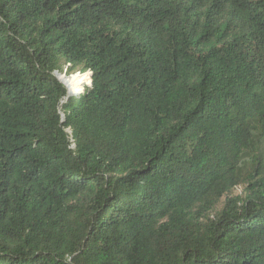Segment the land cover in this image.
<instances>
[{
  "label": "trees",
  "instance_id": "obj_1",
  "mask_svg": "<svg viewBox=\"0 0 264 264\" xmlns=\"http://www.w3.org/2000/svg\"><path fill=\"white\" fill-rule=\"evenodd\" d=\"M0 264H264V0H0Z\"/></svg>",
  "mask_w": 264,
  "mask_h": 264
},
{
  "label": "rangeland",
  "instance_id": "obj_2",
  "mask_svg": "<svg viewBox=\"0 0 264 264\" xmlns=\"http://www.w3.org/2000/svg\"><path fill=\"white\" fill-rule=\"evenodd\" d=\"M67 66L64 71L56 73V76L59 78L62 83L65 84L71 95H76L77 93L83 92L82 88L88 80V74L82 71H76L74 73L67 72ZM88 73V72H87ZM86 86V85H85ZM236 195L242 194V188H238L235 192Z\"/></svg>",
  "mask_w": 264,
  "mask_h": 264
},
{
  "label": "built area",
  "instance_id": "obj_3",
  "mask_svg": "<svg viewBox=\"0 0 264 264\" xmlns=\"http://www.w3.org/2000/svg\"><path fill=\"white\" fill-rule=\"evenodd\" d=\"M68 132H69L70 135L72 134V132L70 130H68Z\"/></svg>",
  "mask_w": 264,
  "mask_h": 264
},
{
  "label": "water",
  "instance_id": "obj_4",
  "mask_svg": "<svg viewBox=\"0 0 264 264\" xmlns=\"http://www.w3.org/2000/svg\"><path fill=\"white\" fill-rule=\"evenodd\" d=\"M92 74V73H91ZM92 85V81H91V84H90V86ZM70 94V93H69ZM71 95V94H70Z\"/></svg>",
  "mask_w": 264,
  "mask_h": 264
},
{
  "label": "clouds",
  "instance_id": "obj_5",
  "mask_svg": "<svg viewBox=\"0 0 264 264\" xmlns=\"http://www.w3.org/2000/svg\"><path fill=\"white\" fill-rule=\"evenodd\" d=\"M88 73H90V75H91V72H88ZM62 82V81H61ZM64 84V83H63ZM65 85V84H64Z\"/></svg>",
  "mask_w": 264,
  "mask_h": 264
}]
</instances>
